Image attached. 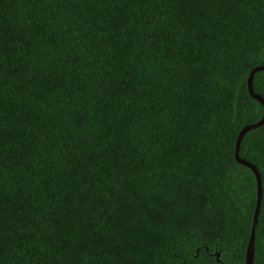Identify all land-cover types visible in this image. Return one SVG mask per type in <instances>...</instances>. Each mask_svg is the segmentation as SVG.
<instances>
[{
    "label": "trees",
    "instance_id": "16d2710c",
    "mask_svg": "<svg viewBox=\"0 0 264 264\" xmlns=\"http://www.w3.org/2000/svg\"><path fill=\"white\" fill-rule=\"evenodd\" d=\"M261 65L264 0H0V264H246Z\"/></svg>",
    "mask_w": 264,
    "mask_h": 264
},
{
    "label": "water",
    "instance_id": "95a60500",
    "mask_svg": "<svg viewBox=\"0 0 264 264\" xmlns=\"http://www.w3.org/2000/svg\"><path fill=\"white\" fill-rule=\"evenodd\" d=\"M262 70H264V65L257 66L251 71L250 76L248 78V90H249L250 95L254 99H256L262 103L263 108H264V98L262 96H260L259 94L255 93L254 88H253L254 75L256 72L262 71ZM263 124H264V112H263L262 119H260L258 122L246 125L244 128H242V130L239 132V135H238V138L236 141V149H235V158H236L237 162L249 167L254 172L256 179H257V183H258V197H257L256 209H255V214H254V219H253L251 238H250V242H249V245L247 248V253H246V264H253L254 237H255V233H254L253 229L256 230V225L258 222L259 213H257V209H259V212H260V206H261V200H262V181H261L260 172L258 171L257 167L255 165H253L252 163L241 158V156L239 154V150H240V146H241V141H242L243 137L245 136V134L250 130L261 127Z\"/></svg>",
    "mask_w": 264,
    "mask_h": 264
},
{
    "label": "snow or ice",
    "instance_id": "6c2138e0",
    "mask_svg": "<svg viewBox=\"0 0 264 264\" xmlns=\"http://www.w3.org/2000/svg\"><path fill=\"white\" fill-rule=\"evenodd\" d=\"M257 213H259V209H257ZM254 233H255V229H253Z\"/></svg>",
    "mask_w": 264,
    "mask_h": 264
}]
</instances>
